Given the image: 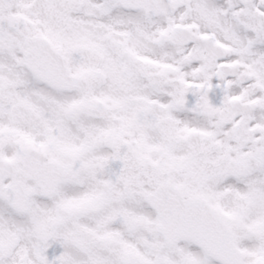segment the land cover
Listing matches in <instances>:
<instances>
[{"label": "snow or ice", "instance_id": "1", "mask_svg": "<svg viewBox=\"0 0 264 264\" xmlns=\"http://www.w3.org/2000/svg\"><path fill=\"white\" fill-rule=\"evenodd\" d=\"M0 264H264V0H0Z\"/></svg>", "mask_w": 264, "mask_h": 264}]
</instances>
